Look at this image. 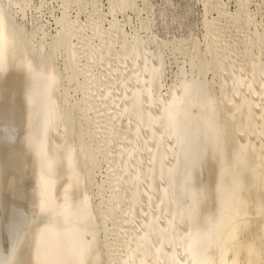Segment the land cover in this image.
Segmentation results:
<instances>
[{
    "label": "rangeland",
    "instance_id": "rangeland-1",
    "mask_svg": "<svg viewBox=\"0 0 264 264\" xmlns=\"http://www.w3.org/2000/svg\"><path fill=\"white\" fill-rule=\"evenodd\" d=\"M0 210V264L69 229L78 264H264V0H0Z\"/></svg>",
    "mask_w": 264,
    "mask_h": 264
},
{
    "label": "bare ground",
    "instance_id": "bare-ground-1",
    "mask_svg": "<svg viewBox=\"0 0 264 264\" xmlns=\"http://www.w3.org/2000/svg\"><path fill=\"white\" fill-rule=\"evenodd\" d=\"M3 41V40H2ZM3 44V43H2ZM2 46V45H1ZM1 62H2V60H1ZM2 66H3V62H2ZM190 89V88H189ZM175 107V106H174ZM173 109V108H172ZM171 109V110H172ZM170 110V111H171ZM174 112V110H172V114H174L173 113ZM172 114H171V116H172ZM168 115V114H167ZM174 118H175V114H174V116H173ZM5 120V119H4ZM176 120V119H175ZM174 121V120H173ZM10 123H12V122H10ZM8 125V124H7ZM176 125V124H175ZM16 127V126H15ZM5 128V127H4ZM6 136V135H5ZM246 145V144H245ZM244 145V146H245ZM246 148V147H245ZM48 169V168H47ZM37 170V169H36ZM211 171V170H210ZM48 171H46V173H47ZM50 174V173H49ZM36 177H38V176H36ZM44 177H45V179H46V177L47 176H45L44 175ZM49 177H51L50 175H48V178ZM73 177V176H72ZM47 178V179H48ZM51 178H53L54 179V177H51ZM50 178V179H51ZM46 179V180H47ZM37 180V179H36ZM46 180H44L43 178H41V183L40 184H42V186H43V192L45 193V196L47 197L48 196V193L50 192V190H51V188H52V184L51 183H48ZM51 181V180H50ZM68 181V180H67ZM70 185V184H69ZM68 185V186H69ZM61 186V185H60ZM8 188V187H7ZM249 190V189H248ZM250 192V191H249ZM12 194V193H11ZM248 194V193H247ZM250 194V193H249ZM22 196V195H21ZM11 197V196H10ZM259 197H261V196H259ZM14 198V197H13ZM13 198H12V200H13ZM11 199V198H10ZM47 199V201H49V196H48V198H46ZM22 200V199H21ZM64 200V199H63ZM208 200V199H207ZM53 202V201H52ZM77 202V201H76ZM66 203V202H65ZM67 203H68V201H67ZM249 204V203H248ZM67 206L69 205V204H66ZM69 206H71V205H69ZM252 206V205H251ZM14 207V206H13ZM60 207V206H59ZM37 208V207H36ZM72 209V207H67V209ZM76 208V207H75ZM230 208V207H229ZM6 209V208H5ZM66 209V208H65ZM34 210V209H33ZM1 211V210H0ZM67 211V210H66ZM23 213V212H22ZM67 213L69 214L70 212H69V210L67 211ZM66 213V214H67ZM71 213H72V211H71ZM10 214V213H9ZM74 214V213H73ZM76 216V215H75ZM62 217H63V215H62ZM28 218V217H27ZM65 218V217H64ZM66 219V218H65ZM72 219V218H71ZM69 221V220H68ZM70 222V221H69ZM79 222V221H78ZM30 223V222H29ZM72 223V222H71ZM70 224V223H69ZM75 224V223H74ZM20 225V224H19ZM78 225V224H77ZM67 228V227H66ZM229 230H230V228H228ZM13 230V229H12ZM62 230H64V228L62 229ZM207 230V229H206ZM14 231V230H13ZM209 231V230H208ZM196 232V231H195ZM230 232H231V230H230ZM32 234V233H31ZM82 233H78L76 230H74V229H69V232L67 231V233L64 235L65 236V240L67 241V242H69V247L67 248V250H66V246H65V248L64 247H62V245L64 246V242H63V239H59L58 237L59 236H57V233L56 232H50L47 236H46V238H45V241H44V252H43V258L45 259L44 261H45V263L46 264H78L79 262H78V255H79V253H80V251L82 250V248H83V242H82ZM61 236V235H60ZM210 236H205V238H204V240H203V242L205 243V244H203L204 246L203 247H205V246H207L208 247V249H209V247H210V249H211V246H214V244H215V240L213 241V240H211L210 238H209ZM229 237V236H228ZM260 236H258V238H259ZM9 238V237H8ZM260 238H262V236L260 237ZM44 240V239H43ZM61 240H62V243L63 244H61ZM26 242V241H25ZM259 242V241H258ZM191 243V242H190ZM261 242H259V244H260ZM217 244V243H216ZM262 244V243H261ZM43 246V245H42ZM190 247H192L191 245H190ZM206 247V248H207ZM219 247V246H218ZM260 247V246H259ZM263 247V246H262ZM9 248V247H8ZM200 249V248H202L201 246H197V249ZM213 248V247H212ZM62 249H65L66 250V252H64V250L62 251ZM202 250V249H201ZM257 250H258V248H257ZM10 251V250H9ZM8 251V252H9ZM82 251H84V250H82ZM245 251V250H244ZM262 251V250H261ZM19 252V251H18ZM203 252V251H202ZM201 252V253H202ZM208 252V251H207ZM258 252V251H257ZM42 253V252H41ZM198 253V252H197ZM200 253V254H201ZM264 253V252H263ZM199 254V253H198ZM204 254V253H203ZM83 255V254H82ZM195 256V255H194ZM254 256H256V255H254ZM196 257V256H195ZM3 258V257H2ZM198 258V257H197ZM235 258V257H234ZM264 258V257H263ZM207 259V258H206ZM262 259V258H261ZM261 259L258 261V263L257 264H260V262H261ZM42 260V259H41ZM209 260H211L210 258H209ZM209 260H207V261H209ZM239 260V259H238ZM40 261V260H39ZM12 262V261H11ZM205 262H206V260H205ZM237 262V261H236ZM44 264V263H43ZM194 264H202L201 262H200V260L198 261V259H197V261L194 263ZM206 264H208V262L206 263ZM210 264V263H209ZM211 264H213V262H211ZM236 264V263H235ZM261 264H263V262H261Z\"/></svg>",
    "mask_w": 264,
    "mask_h": 264
}]
</instances>
